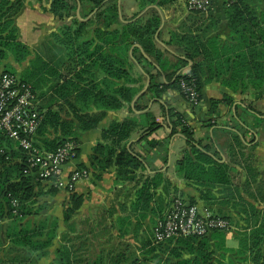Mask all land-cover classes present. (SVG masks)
<instances>
[{
    "label": "crops",
    "instance_id": "obj_1",
    "mask_svg": "<svg viewBox=\"0 0 264 264\" xmlns=\"http://www.w3.org/2000/svg\"><path fill=\"white\" fill-rule=\"evenodd\" d=\"M71 1L75 8L59 19L51 11L53 0H24L14 24L18 39L27 46L29 54L21 63H15L9 54L0 65L11 66L20 80L33 85L40 104L58 111L76 128L74 114L81 112V108H87L84 113H104L94 128L79 129L77 157L66 166L67 170L76 166L88 169V177L74 189L87 204L85 211L91 212L86 214L88 223L93 222L96 216L92 214L97 215L98 210L102 222L116 233L120 217L130 216V224H136L139 217L130 213L134 192L157 171L162 173L164 183L155 190V201L161 198L165 204L172 195H179L210 208L201 206V198L195 196L197 186L176 171L178 160L194 146L215 161L229 163L231 178L264 177V121L255 123L256 117L264 119V0H212L206 13L188 11L186 0H169L163 5L159 0H115L121 22L116 25L121 27V56L110 53L109 43L97 39L96 29H105L96 24L97 8H92V2ZM156 17L159 25L151 31L153 46L147 49L132 36L138 28L148 30ZM140 36L146 33L140 32ZM186 39L193 41L192 46ZM97 46L101 53H94ZM108 53L117 60L115 65L121 67V77L102 68ZM196 63L201 69V101L193 107L171 83L176 72H187ZM63 80L79 86L94 84L93 89L101 97L97 101L95 96L89 101L81 100L77 91L67 94L63 88L64 95H57L53 90ZM151 82L158 84L159 95L155 87L149 88ZM118 87L132 90L129 101L109 92ZM110 94L118 97V109L103 105L102 96ZM173 113L184 117L194 146L186 141ZM145 114L153 116L156 126L150 133L136 131L126 142L132 156L143 162L134 177L119 180L114 166L105 171L93 170L94 147L110 121L140 120ZM233 133L240 135L242 149L228 137ZM249 155L251 165L245 162ZM165 186L169 193L164 192ZM56 195L67 200L69 194L61 189L53 196ZM155 219L156 215L149 211L139 222L144 227L153 225ZM137 235L143 236L141 232ZM88 236L86 233V244L90 241ZM1 242L10 243L4 233L0 235V264H12L8 258L11 251L3 248ZM12 246L10 243L9 247ZM22 249L32 259L39 254ZM37 262L33 259L32 264Z\"/></svg>",
    "mask_w": 264,
    "mask_h": 264
},
{
    "label": "trees",
    "instance_id": "obj_2",
    "mask_svg": "<svg viewBox=\"0 0 264 264\" xmlns=\"http://www.w3.org/2000/svg\"><path fill=\"white\" fill-rule=\"evenodd\" d=\"M23 1L24 0H0V62L6 60L10 54L15 63H21L29 54L27 46L18 39V29L14 24V18L23 7ZM89 1L92 2V8H97V12L95 13L96 24L103 25L105 29V31L96 29L97 39L101 42L109 43L110 53H118L121 56V27L119 29L116 27L117 24L121 25V22L118 18L115 0ZM167 1L169 0H159L158 3L163 5L169 3ZM74 8L75 6L70 0H53L51 4L52 13L59 19L67 14L69 15L70 11ZM210 9L211 7L208 8L207 12ZM188 11L206 13L198 10ZM158 25L159 19L156 17L152 20L148 30L146 28H138L136 29L138 32H135L132 38L140 40L145 48L150 49L153 44L151 31ZM140 32H145L146 36H140ZM124 35L122 36V40L125 41L126 35ZM185 42L189 47L192 46L193 41L190 39H186ZM146 43L148 44L147 47ZM94 53H101V47L97 46ZM105 56H107V59L101 64L102 68L106 72L110 70L109 73L111 72V74L114 75L118 73V77H121V67L115 65L117 60L109 53L107 55L105 54ZM0 72L15 74L11 66H5L4 70ZM188 73L190 74H177L176 72L174 75L175 79L171 83V86L179 91L187 103L188 101L181 92L179 79L183 78L186 82H192L195 85V89L200 94V65L197 63L192 65ZM93 85L94 84L86 83L83 84V86H79L78 84H73L69 80H63L61 86L53 90V92L63 96L64 92L62 93L61 90L63 88L67 90V94L77 91L81 100L87 99L86 101H89L90 97L95 96V101H97L101 96L96 94ZM153 87L156 88L157 95H159L161 90L158 89V84L151 82L149 88ZM113 91L120 94L122 99L125 98V101H129L132 93L131 89L124 87H118L109 92L114 93ZM102 98L104 99V106L112 107L108 109H118L117 107H120V101L117 96L110 94L109 96H102ZM199 98H201V96H199ZM226 101L228 102L229 98H227ZM135 107L138 108V106ZM86 109L87 108H81V112L74 114L78 123V128H76L73 121L63 119L58 111H54L52 108L39 103V110L41 111L42 118L36 130L35 145L43 150H54L66 139L75 140L78 144L77 132L79 129L94 128L104 116L103 112L91 114L87 112L84 113ZM173 115L177 120L176 125L180 126L181 133H183L186 141L192 144L194 141L192 132L186 124L184 117L179 113H173ZM255 120L256 124L264 121V119L258 117H256ZM155 126L156 121L153 116L149 114H145L144 119L140 120L124 118L122 120L110 121L108 126L101 132V140H99L94 147V153L91 157L92 169L105 171L114 166L116 167V174L119 180L126 181L132 179L134 177V172L143 166V162L132 156L131 151L126 147V142L136 131H140V134L145 132L150 133ZM52 135L54 136L52 137ZM228 137L232 141L234 140L233 142L237 145L236 147H238V149H242V145L240 144L242 141L239 134H229ZM192 145L194 146V144ZM0 149H3V151L0 152V163L2 164L0 166V226L1 224L4 225L2 227V233L5 234V238L13 247H21L30 252L39 253L38 255H40L44 254L46 250L53 246L54 241L60 237L58 247L54 250L56 264H144L146 259L139 257L134 250L128 252L131 253V255L128 256L126 254L127 250L119 252L118 250L106 251L104 248H100L98 251L99 254L93 259H90L88 255L89 245L86 244L85 241L87 240L86 232L81 230V232L75 234L76 227L73 216L82 205L83 198L74 193V189H62L69 194L67 201L69 204L63 210L62 217V222L66 231L59 232V221L56 217L52 220L43 218L37 223L32 222L29 217L39 213L45 207L44 203L36 207L39 197L48 195L53 196L58 190H61V188L54 186L49 181L39 182V180H35L33 175L25 173L26 156L24 151L13 144L2 132H0ZM13 157L17 159L13 160ZM245 162L251 165V155H249L248 159H245ZM229 166V163H220L219 161L213 160L210 156L205 155L203 151H200L194 146L190 152H185L182 158L178 160L176 171L185 180L196 185L197 188H201V196L208 198V195L212 194L211 190L213 189L221 187L228 190L229 186H233L232 181L234 177H230ZM78 168L84 167L78 166ZM256 176L257 175L251 177L253 179L250 181L247 180L249 177H246L244 185L248 184L249 186L250 184L251 186L255 178H257ZM163 183L164 179L162 173L159 171L146 177L136 188L134 199L130 204V213L138 216L139 221L143 219L145 214L149 211L156 215V219L150 230V237H148V248L144 249L142 254L149 255L159 250L168 256L164 259L160 258L157 260V264H161V262H164V264H210L213 255L211 242L217 240L216 238L222 241L224 236L223 233L227 230L213 229L204 235L179 236L157 244L152 242V230L155 224L158 220H161L170 209L173 198L181 197L179 195H172L170 199L165 200V204L164 200L161 198L155 201V190ZM256 189H258L256 192L260 193L261 201H264V184L262 183L261 186ZM164 190V192L169 193L166 186ZM201 199L203 200L202 197ZM184 201L189 204L196 203L193 198L184 199ZM151 204L155 206L151 207ZM249 208L247 219H244L247 221V228L251 229L248 234L245 231L243 232L241 245L246 249L245 251H247V256L250 257L251 264H264V209H262V211L256 210L251 204H249ZM208 209L210 210V208ZM212 214L226 219L230 224L232 223L231 217L227 214H219L217 212H212ZM260 214L263 215V222L260 221ZM139 221L137 222L138 226L140 225ZM130 223V216H125L123 219L120 217L116 226L118 228L121 226L123 229V225L125 224V227L128 228L131 225ZM120 230L121 229L118 230V233ZM123 231L126 232L125 230ZM153 254L152 258H159L158 253Z\"/></svg>",
    "mask_w": 264,
    "mask_h": 264
},
{
    "label": "built area",
    "instance_id": "obj_3",
    "mask_svg": "<svg viewBox=\"0 0 264 264\" xmlns=\"http://www.w3.org/2000/svg\"><path fill=\"white\" fill-rule=\"evenodd\" d=\"M211 4L212 0H186V9L207 12ZM179 85L188 103L198 106L201 98L195 85L183 78L179 79ZM39 103L32 85L15 74L0 72V132L24 151L25 173L33 175L35 180L49 181L58 188L73 190L77 183L88 177L85 168L66 169L77 157L78 144L66 139L54 150H43L35 145L36 130L42 118ZM232 228V224L214 216L208 208L175 197L170 209L155 224L152 242L157 244L179 236L204 235L213 229Z\"/></svg>",
    "mask_w": 264,
    "mask_h": 264
},
{
    "label": "rangeland",
    "instance_id": "obj_4",
    "mask_svg": "<svg viewBox=\"0 0 264 264\" xmlns=\"http://www.w3.org/2000/svg\"><path fill=\"white\" fill-rule=\"evenodd\" d=\"M0 64H4V61H2ZM3 67L5 68L4 65H0V71L4 70ZM244 182L245 178L243 176H235L232 181V187L229 186L228 190L221 187L213 189L211 190L212 194H207L209 196L208 198L201 196V188L197 189L191 186L193 190H198V192L195 193V196H198V198H203V200L201 199V206L207 205L210 207L212 212L227 214L232 219L231 224L233 225V228L223 233L224 236L222 241L219 238H216L217 240H213L211 242L213 255L210 264H251L250 257L247 256V251H245L246 249H244V247L241 245L243 232L245 231L248 234L251 229L247 228V221L244 218L247 219V213L250 209L249 204L253 205L256 210L262 211V209H264V201H261L260 193L256 192L258 190L256 188L260 187L262 183L264 184V177L259 176L255 178V185L253 187H251L252 185L250 186V184V187L248 184L244 185ZM67 201L68 199L64 200L60 195L39 197L36 207H38L39 204L43 205V203L45 207L39 213L31 215L29 218L32 222L37 223L43 218L52 220L54 217H56L59 221V232L66 231V228L62 222V217L63 210L69 204ZM86 205V203H83L80 206L73 216V220L75 221L76 227L75 234H78L81 232V230H84L89 234L88 237L90 241L88 243V255L90 259H93L99 254L98 251L100 248H104L106 251L118 250L119 252L127 250L126 254L128 256L131 255V253L128 252H132L134 250L139 257L146 259L144 264H157V260L160 258L164 259L168 257L159 250L153 252L158 253L159 258H152L153 253L149 255L142 254L143 250L148 248V237L152 223L144 227H141V225L138 226L136 223L131 227L129 226L128 228H126L124 224L123 229L120 226V232L116 233L113 229L109 228L107 224H105L106 222H102L103 218L100 213H98V210L95 212L97 215L94 213L92 214V217L96 216L93 222L88 223L86 220V214L91 212L88 211L87 213L85 211ZM262 220L263 215L260 214V221L263 222ZM3 226V224L0 226V235L2 234ZM140 232L143 234L141 237L140 235H137ZM58 244L59 241L56 239L53 243V246L46 250L44 254H40L38 256L34 255V261H38L36 264H56L54 250L56 247H58ZM1 246L11 251V253L8 252V258L12 264H32L33 259L29 257L21 247L12 246L11 248L9 247V243L3 242H1ZM161 264H164V262H161Z\"/></svg>",
    "mask_w": 264,
    "mask_h": 264
}]
</instances>
